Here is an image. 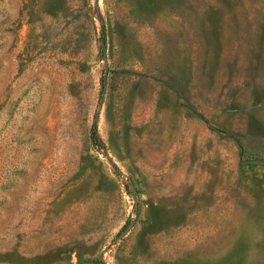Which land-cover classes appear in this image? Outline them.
<instances>
[{"label":"rangeland","instance_id":"obj_1","mask_svg":"<svg viewBox=\"0 0 264 264\" xmlns=\"http://www.w3.org/2000/svg\"><path fill=\"white\" fill-rule=\"evenodd\" d=\"M0 264H264V0H0Z\"/></svg>","mask_w":264,"mask_h":264},{"label":"trees","instance_id":"obj_2","mask_svg":"<svg viewBox=\"0 0 264 264\" xmlns=\"http://www.w3.org/2000/svg\"><path fill=\"white\" fill-rule=\"evenodd\" d=\"M90 137H91V139L93 140L94 143H96L98 145L101 144V140H100L97 128H96V124L92 125Z\"/></svg>","mask_w":264,"mask_h":264}]
</instances>
